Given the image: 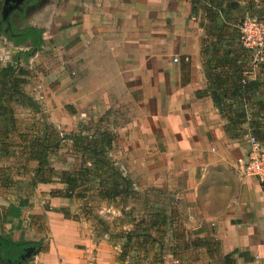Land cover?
<instances>
[{
    "label": "crops",
    "instance_id": "1",
    "mask_svg": "<svg viewBox=\"0 0 264 264\" xmlns=\"http://www.w3.org/2000/svg\"><path fill=\"white\" fill-rule=\"evenodd\" d=\"M213 1L225 10L214 21L207 0H39V7L21 20L29 23L17 27L40 29V50L25 60L19 53L28 50L27 44L16 46L5 38L0 68L15 64L29 73L24 91L41 110L39 117L15 105L19 113L35 126L46 117L66 135L79 125L110 133L108 156L136 194L171 197L163 211L145 204L149 212L126 225L130 230L123 227L125 234L137 235L128 253L112 242L110 230H97L79 216L64 217L61 210L77 213L75 205L49 195L63 185H37L20 217L5 219L7 206L17 201L0 184V236L12 243L34 242L33 237L41 242L47 236L27 264H221L234 252L243 253L234 257L235 264H264V188L238 173L247 144L225 133L227 122L209 96L196 94L207 87L208 64L225 50H238L231 37L250 0ZM20 6L5 19L1 9L0 30ZM244 70L247 80L263 79L249 61ZM109 118L118 124L102 128ZM66 145L75 149L70 140ZM14 158L22 161L0 155V172L12 176L21 168ZM42 215L47 228L39 232L33 219ZM138 236L150 238L145 243ZM157 238L171 242L165 261L144 262L141 255ZM209 241L216 243L215 250Z\"/></svg>",
    "mask_w": 264,
    "mask_h": 264
},
{
    "label": "trees",
    "instance_id": "2",
    "mask_svg": "<svg viewBox=\"0 0 264 264\" xmlns=\"http://www.w3.org/2000/svg\"><path fill=\"white\" fill-rule=\"evenodd\" d=\"M214 8L210 19L214 21L217 15L223 16L225 10L223 5L207 0ZM39 0H25L19 9L13 10L9 17L3 22L2 32L8 41L16 46L26 45L27 49L20 52L19 56L25 60L40 50L42 45V31L34 27H24L21 30L13 24L15 18L24 20L32 9L39 7ZM2 3L0 2V12ZM244 14H249L264 22V0L256 4L250 0L244 9V13L238 19L239 24ZM232 40L237 44L238 50H225L224 54L216 60L214 65L208 64L206 72L207 87L203 92H197L198 97L209 96L212 99L222 119L226 120L224 131L232 138H243L249 131L264 146V63L258 68L263 79L247 80L244 76V66L248 63L249 54L240 43L238 29L232 34ZM234 44V42H232ZM231 46V43L229 44ZM220 49L213 52L218 56ZM234 53V54H233ZM239 54V55H238ZM246 69V68H245ZM29 73L23 68L13 65H6L0 68V155L3 157L21 158L22 173L17 172L18 178L13 180L10 173L0 172V184L7 193L14 189V185L20 191L25 187L26 194L17 197V205L9 203L5 212V219H18L21 211L26 207L28 199L39 184L59 183L64 186L63 190L50 192V197H61L68 200L82 199L90 182V178L98 179L97 198L101 201L115 202L117 199H128L135 196L132 182L122 174L120 169L109 158L108 152L111 149L113 136L107 132L90 134V128L79 125L77 132L70 135L59 136L56 129L43 121L36 126L34 134H17L18 141L14 140L17 132L15 122L14 106L27 108L35 114L41 113L39 105L24 91L26 80L24 77ZM246 125V129H244ZM35 126V125H33ZM72 141L73 147L81 153L83 167L77 171H57L51 164V158L59 151L64 140ZM35 162L36 166L29 170L28 164ZM15 169V167H14ZM16 169V170H19ZM29 175L27 179H22ZM262 188L264 184L261 183ZM65 218L69 219L68 210H61ZM104 232H108L104 229ZM122 238L121 236H113ZM137 235L133 233L124 234L127 244H130ZM143 237L147 243L150 236ZM154 241V240H153ZM41 242L18 241L12 243L7 237L0 236V264H18L19 254L29 246H39ZM235 256L242 257L243 253L234 252L223 257L221 264H235ZM29 260L22 264H27Z\"/></svg>",
    "mask_w": 264,
    "mask_h": 264
},
{
    "label": "rangeland",
    "instance_id": "3",
    "mask_svg": "<svg viewBox=\"0 0 264 264\" xmlns=\"http://www.w3.org/2000/svg\"><path fill=\"white\" fill-rule=\"evenodd\" d=\"M27 23H29L28 20L25 22H22L21 20H19L17 18H15L13 21V24L18 26V27H20V26L23 27ZM5 38H6L5 35L2 32H0V53L1 54L3 51H4L3 54H5V52H6V47H7L6 39L7 38L6 39ZM4 47H5V50H4ZM18 109H19L18 107H14L15 122L18 125L19 133H21V134H25V133L34 134L36 132V126H33L34 124L31 123L30 118L28 119L26 114L19 113L20 110L18 111ZM37 116L40 117L41 115L39 114ZM34 120L36 121L35 118H34ZM42 120L45 122L47 121L46 117H42ZM94 120H97V119H94ZM94 120H93V122H94ZM117 124H118V121L116 118H109V119H106V121L103 122V125H101V126H102V128H107L108 127L107 125L116 126ZM23 125H25V126H23ZM24 127H25V129L23 131L22 129ZM97 130H99L98 127H95V126L92 127L91 126L90 127V134L96 133ZM56 131L59 133L60 137L66 135L63 131H61V129L56 128ZM68 143H69V139H66L63 141L59 151L51 158V161H50L51 166L57 171H68V172L77 171V170H80L81 168L86 167V166L88 167L89 166L88 163L85 166H83L84 162H83V158L81 156V153L78 152L76 149H73V150L70 149V147H68L66 145ZM75 152L76 153L78 152L80 157H78ZM23 162L24 161H20V163H18L17 159H15V158L13 160L14 164H22ZM74 168H76V169L74 170ZM32 169L33 168L31 166H29V170H32ZM20 171L23 172V170H21V169H19V170L15 169V171L13 172V180L18 178L15 175L17 172L20 173ZM28 177L29 176H25L26 179ZM98 182H99L98 179L90 178L89 184H87L85 187L81 188L82 190L83 189L86 190L84 193H82V194H84V198L70 200L71 204L72 205L74 204L78 211H77V213H70L69 212V215L71 217H78L79 216L80 218L91 220L94 223V225L96 226L97 230L104 231V229L105 228L107 229V227H108V230H110V232H112L114 234V236H121V235L123 236L125 234V232L123 231V227H126V225H128V224L130 225V223L132 221H136L139 218V216L146 215L149 212L148 207L145 210V208H144L145 204H147V206H148V203L155 204L157 206L154 205V207H153L154 209H156V210L160 209L163 211L164 210V204L171 200V197L166 195V194L164 195V194H161L158 192L153 193V192L148 191V192L139 193L140 195L136 194L135 196H131L128 199H122V198L117 199L115 202L101 201L96 196L97 192H98ZM20 186H21L20 184L14 185V189L10 192V196L12 198V201L16 202L17 197L19 195L26 194L25 187L21 188L20 191L18 190L17 187H20ZM30 197H31V195H30ZM47 207L48 206H46V208ZM125 208L127 210H125ZM121 209H124L125 212H123V214L121 213V217H117L119 214V211ZM66 210L69 211L70 209L66 208ZM167 212H168V210H167ZM107 217H108V219H106ZM33 220H34V225L37 226V230L39 232L46 230L47 227H46L45 215L39 216L36 221H35V219H33ZM148 227L149 226H144V228H147V229H148ZM126 228H129V230H130V227H128V226ZM1 235L4 236L3 233H1ZM46 240H47V236L45 235V237L40 240L41 244L39 246L42 247V245H45ZM31 241L35 242L36 237H33L31 239ZM112 242L115 245H117L119 248H121V250H120L121 252H128L129 253L130 250L132 251L131 244H127L125 239H123V238L114 237L112 239ZM167 242H168V240H166V238H163V239L157 238V244H150L152 246V248H150V245L148 244L149 252L147 254L143 253L141 255V258L144 259V262H149L150 260L159 261L161 263L164 262L165 256H166V251H168V249H171V247L169 246V244H171V242H168V243ZM209 245H211L212 249H214V250L216 249V246H217L216 243L209 241ZM128 249H130V250H128ZM178 250H180V249H178ZM185 251H186V248H185ZM218 261H220V260L217 259L216 263ZM220 262H222V260Z\"/></svg>",
    "mask_w": 264,
    "mask_h": 264
},
{
    "label": "built area",
    "instance_id": "4",
    "mask_svg": "<svg viewBox=\"0 0 264 264\" xmlns=\"http://www.w3.org/2000/svg\"><path fill=\"white\" fill-rule=\"evenodd\" d=\"M259 4V0H254ZM237 29L241 46L249 54L252 68L258 69L264 63V22L249 14H244ZM177 62V59H174ZM248 151L244 159L238 161V173L242 178H253L264 184V146L247 131L243 136Z\"/></svg>",
    "mask_w": 264,
    "mask_h": 264
},
{
    "label": "water",
    "instance_id": "5",
    "mask_svg": "<svg viewBox=\"0 0 264 264\" xmlns=\"http://www.w3.org/2000/svg\"><path fill=\"white\" fill-rule=\"evenodd\" d=\"M24 0H3V9L2 15L5 19L12 9L20 6ZM41 252V246H29L19 254L20 262L18 264H22L27 262L28 260L36 257Z\"/></svg>",
    "mask_w": 264,
    "mask_h": 264
}]
</instances>
